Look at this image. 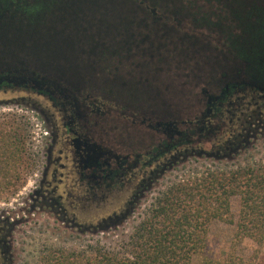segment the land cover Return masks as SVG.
<instances>
[{
    "label": "flooded vegetation",
    "instance_id": "flooded-vegetation-1",
    "mask_svg": "<svg viewBox=\"0 0 264 264\" xmlns=\"http://www.w3.org/2000/svg\"><path fill=\"white\" fill-rule=\"evenodd\" d=\"M199 1L202 10L197 18L209 32V43L245 62L249 82L215 91L214 100L184 120L171 138L134 122L133 115H118L122 107L99 99L83 98L84 115L77 116L73 107L35 83L14 81L10 57L1 60L0 105L22 104L34 114L39 122L40 167L25 203L12 211L0 209V264H14L20 226L49 219L76 233L110 230L135 214L139 202L168 170L197 158L194 154L182 161L179 156L174 163L172 156L194 149L214 155H202L205 159L232 160L264 137V4ZM59 2L0 0V52L10 53V17L33 25ZM214 33H219L220 42ZM102 60L103 72L114 69L107 53ZM226 145L236 148L229 156ZM124 215L115 226L109 222Z\"/></svg>",
    "mask_w": 264,
    "mask_h": 264
},
{
    "label": "water",
    "instance_id": "water-1",
    "mask_svg": "<svg viewBox=\"0 0 264 264\" xmlns=\"http://www.w3.org/2000/svg\"><path fill=\"white\" fill-rule=\"evenodd\" d=\"M181 1L60 0L33 25L10 17V53L0 52V64L9 56L14 81L35 83L77 116L84 115L83 98L99 99L122 107L118 115H133L134 122L171 138L184 120L214 100L215 91L249 82L247 64L224 47L216 50ZM239 1L248 7L264 4ZM213 37L221 41L219 33ZM103 53L113 61L109 72L101 70ZM226 146L227 156L236 150ZM194 154L214 156L186 149L170 162Z\"/></svg>",
    "mask_w": 264,
    "mask_h": 264
},
{
    "label": "rangeland",
    "instance_id": "rangeland-1",
    "mask_svg": "<svg viewBox=\"0 0 264 264\" xmlns=\"http://www.w3.org/2000/svg\"><path fill=\"white\" fill-rule=\"evenodd\" d=\"M39 122L22 104L0 105V209L16 210L25 203L33 185L34 175L40 167L36 152ZM16 135L15 137L11 135ZM12 137V138H10ZM17 143V149L14 147ZM250 150L235 159L215 160L190 158L168 170L159 178L139 202L133 216L125 222L94 233H76L49 219L32 221L31 227H19L15 237L14 264H42L45 257L60 253H90L100 247L116 251L127 240L134 227L150 213L157 199L174 183L207 171H231L239 168L264 166V137L252 143ZM239 200H231L234 223L214 221L210 224L203 258L222 259L230 249L252 264H264V240L257 244L250 239L236 238ZM197 261V263H199Z\"/></svg>",
    "mask_w": 264,
    "mask_h": 264
},
{
    "label": "trees",
    "instance_id": "trees-1",
    "mask_svg": "<svg viewBox=\"0 0 264 264\" xmlns=\"http://www.w3.org/2000/svg\"><path fill=\"white\" fill-rule=\"evenodd\" d=\"M183 1L191 9L192 18H197V12L202 10L199 7L201 2ZM191 22L202 27L198 18ZM11 136L18 141L16 135ZM17 145L14 143L15 149ZM232 199L239 200L236 238L262 243L264 166L257 169L247 167L207 171L174 183L116 251L94 247L88 254L50 255L42 264H252L233 249L222 259L203 257L198 261L206 248L210 224L214 221L234 223Z\"/></svg>",
    "mask_w": 264,
    "mask_h": 264
}]
</instances>
